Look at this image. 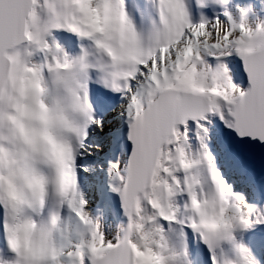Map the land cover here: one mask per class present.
Segmentation results:
<instances>
[{
	"label": "snow or ice",
	"instance_id": "snow-or-ice-1",
	"mask_svg": "<svg viewBox=\"0 0 264 264\" xmlns=\"http://www.w3.org/2000/svg\"><path fill=\"white\" fill-rule=\"evenodd\" d=\"M193 3L209 6L0 0V234L13 254L0 264H197L201 246L208 264H261L245 238L264 244V204L224 175L212 128L218 119L264 146V21L225 9L197 23ZM57 33L75 36L79 52ZM232 57L247 87L235 82ZM93 86L119 98L110 111L131 144L126 164L110 162L127 218L115 232L92 216L81 189L91 166L80 161L101 150L91 134L105 126ZM26 226L44 243L38 253L17 243Z\"/></svg>",
	"mask_w": 264,
	"mask_h": 264
},
{
	"label": "clouds",
	"instance_id": "clouds-1",
	"mask_svg": "<svg viewBox=\"0 0 264 264\" xmlns=\"http://www.w3.org/2000/svg\"><path fill=\"white\" fill-rule=\"evenodd\" d=\"M17 243L21 249L28 253H38L44 247L43 241L29 226L19 230Z\"/></svg>",
	"mask_w": 264,
	"mask_h": 264
},
{
	"label": "water",
	"instance_id": "water-1",
	"mask_svg": "<svg viewBox=\"0 0 264 264\" xmlns=\"http://www.w3.org/2000/svg\"><path fill=\"white\" fill-rule=\"evenodd\" d=\"M241 67H242V70H243V65H242V63H241ZM243 73H244V70H243ZM244 74H245V73H244ZM245 77H246V82H247V84H248L246 74H245ZM244 141H246L247 143H250V144L256 145V146L264 147V146H262V145H260V144H258V143H256V142H253V141H251V140H247V139H246V140H244ZM130 145H131V144H130ZM130 151H131V148H129V150H128V155H129Z\"/></svg>",
	"mask_w": 264,
	"mask_h": 264
},
{
	"label": "bare ground",
	"instance_id": "bare-ground-1",
	"mask_svg": "<svg viewBox=\"0 0 264 264\" xmlns=\"http://www.w3.org/2000/svg\"><path fill=\"white\" fill-rule=\"evenodd\" d=\"M109 225L112 226V224H109ZM106 230L109 231V232H114V231H112V229H110L109 227H107Z\"/></svg>",
	"mask_w": 264,
	"mask_h": 264
}]
</instances>
